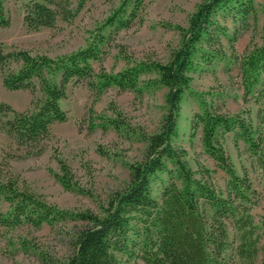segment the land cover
I'll use <instances>...</instances> for the list:
<instances>
[{"label": "trees", "instance_id": "trees-1", "mask_svg": "<svg viewBox=\"0 0 264 264\" xmlns=\"http://www.w3.org/2000/svg\"><path fill=\"white\" fill-rule=\"evenodd\" d=\"M87 1L77 0L73 10L72 0H28L22 5V23L27 31L54 28L57 20L71 21ZM144 2L120 0L85 46L68 54L49 57L16 46L5 52L0 44L1 85L31 96L24 110L0 102V129L18 148L25 149L26 156L40 155L50 127L66 121L60 101L66 98L71 83H86L95 98L111 87L130 91L135 97L155 86L165 89V113L159 129L140 135L145 146L142 159L129 166L127 183L110 194L98 212L49 204L17 178L5 176L0 177V201L7 202L8 209L0 213V226L14 230L27 224L40 229L72 222L71 252L62 264H264V217L259 223L254 221L251 183L244 174H237L222 145L223 136L233 134L234 141L242 142L249 155L262 163L264 109L258 111L254 124L239 113L217 111L195 94L200 113L191 122L192 131H200L203 153L226 175L222 191L212 181L214 171L199 164L192 170L186 151L172 141L180 103L185 92H190V74L196 63L225 58L221 37L234 40L216 14L229 16L246 28L250 19L256 21L255 0H200L185 28L172 26L180 40L166 63L127 61L117 72L106 71L103 46L119 31L142 23ZM9 24L4 0H0V28ZM261 40L259 45L247 46L241 55L232 52L227 58L238 68L244 99L254 93L264 95V24ZM93 62L99 64L98 70ZM108 109L110 116L96 117L90 109L94 128L131 130L116 106L111 104ZM54 157L60 170L58 181L65 189L78 190L65 160ZM162 174L166 181L155 199L151 184Z\"/></svg>", "mask_w": 264, "mask_h": 264}, {"label": "rangeland", "instance_id": "rangeland-1", "mask_svg": "<svg viewBox=\"0 0 264 264\" xmlns=\"http://www.w3.org/2000/svg\"><path fill=\"white\" fill-rule=\"evenodd\" d=\"M27 1L4 0L10 24L7 28H0L2 49L6 52L16 46L32 54L55 57L84 47L90 34L120 0H88L71 21L57 20L54 28L38 31H27L22 23V5ZM199 2L145 0L142 23L135 22L129 29L108 38L103 46L102 66L106 71L117 72L126 66L127 61L130 64L147 60L166 63L180 40L178 31L172 26L185 28ZM76 5L77 0H72L73 10ZM255 5L256 21L250 19L246 28H241L229 16L216 14L215 18L225 27L228 36L234 35V40L229 42L221 37L225 58H213L209 64L199 60L196 63L190 74V92H185L180 103L177 133L172 139L175 145L186 151V160L192 170H196L199 164L214 171L212 181L221 191L225 189L227 177L203 153L200 131H192L191 122L200 113L198 95L217 111L239 113L254 124L258 111L264 109V95L254 93L243 98L238 68L227 59L232 52L239 56L247 46L262 42L264 0H255ZM92 66L95 70L99 68L98 63L93 62ZM164 93V88L155 86L141 97H135L130 91L120 92L111 87L95 98L86 83L69 84L66 98L60 101L67 119L50 127V137L42 142L40 155L26 156L25 149L18 148L0 129V177L17 178L20 184L42 196L47 203L60 208L98 212L107 197L127 183L129 166L142 159L145 146L140 135L159 129L165 113ZM211 93L214 95L210 96ZM30 99L29 92L5 90L0 82V102L24 110ZM111 104L125 118L131 128L129 132H117L110 127L94 128L91 124L90 109L95 117L101 114L110 116L108 108ZM222 145L237 174H244L251 183L254 192L251 214L259 223L264 217V161L259 163L251 157L242 142L234 141L233 134H225ZM55 155L65 160L78 190L65 189L58 181L60 170ZM165 181L164 174L153 180V198L158 199ZM7 209L8 203L1 200L0 213H6ZM71 227L72 222L54 227L43 225L40 229L27 224L14 230L0 226V264H62L71 252Z\"/></svg>", "mask_w": 264, "mask_h": 264}]
</instances>
